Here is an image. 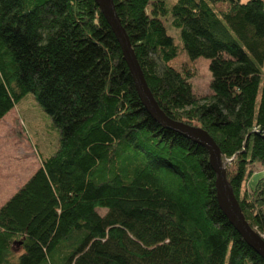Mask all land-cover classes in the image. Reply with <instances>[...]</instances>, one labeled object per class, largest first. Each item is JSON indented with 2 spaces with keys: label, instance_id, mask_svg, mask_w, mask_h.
Listing matches in <instances>:
<instances>
[{
  "label": "trees",
  "instance_id": "1",
  "mask_svg": "<svg viewBox=\"0 0 264 264\" xmlns=\"http://www.w3.org/2000/svg\"><path fill=\"white\" fill-rule=\"evenodd\" d=\"M113 4L159 108L213 139L264 235V0ZM182 52L209 61L208 98L169 65ZM29 93L59 148L0 207V264H264L219 209L206 149L142 106L93 0H0V119Z\"/></svg>",
  "mask_w": 264,
  "mask_h": 264
},
{
  "label": "rangeland",
  "instance_id": "2",
  "mask_svg": "<svg viewBox=\"0 0 264 264\" xmlns=\"http://www.w3.org/2000/svg\"><path fill=\"white\" fill-rule=\"evenodd\" d=\"M167 26L169 33L180 44L179 30L170 28L168 21ZM208 64L209 61L204 58L191 61L183 52L169 62L183 74L199 98L211 95ZM58 148L59 131L51 117L42 110L32 94L25 95L0 119V202L29 179L40 165L41 158L53 156ZM262 176L263 171L259 170L243 184V188L253 189Z\"/></svg>",
  "mask_w": 264,
  "mask_h": 264
},
{
  "label": "water",
  "instance_id": "3",
  "mask_svg": "<svg viewBox=\"0 0 264 264\" xmlns=\"http://www.w3.org/2000/svg\"><path fill=\"white\" fill-rule=\"evenodd\" d=\"M113 32L131 73L138 98L146 112L164 129L170 130L206 149L209 164L215 173L216 201L219 209L244 242L264 260V236L255 232L245 220L233 190L227 181L220 151L213 139L203 130L168 118L149 91L137 63L129 39L116 14L113 0H93Z\"/></svg>",
  "mask_w": 264,
  "mask_h": 264
},
{
  "label": "crops",
  "instance_id": "4",
  "mask_svg": "<svg viewBox=\"0 0 264 264\" xmlns=\"http://www.w3.org/2000/svg\"><path fill=\"white\" fill-rule=\"evenodd\" d=\"M39 166H40V165H39ZM39 166L37 167V169L39 168ZM37 169H36V170H37ZM36 170H35V171H36ZM19 188H20V187H19ZM19 188H18V189H19ZM18 189H15V190L17 191ZM15 190H13V193L10 194V197L16 192ZM14 191H15V192H14ZM3 192H4V190H3ZM3 192H2V193H3ZM6 192H7V191H6ZM7 194H8V193H7ZM7 197H9V196H6V197L0 202V207H1V206H2V205H3V204H4V203L10 198V197H9V198L7 199Z\"/></svg>",
  "mask_w": 264,
  "mask_h": 264
},
{
  "label": "built area",
  "instance_id": "5",
  "mask_svg": "<svg viewBox=\"0 0 264 264\" xmlns=\"http://www.w3.org/2000/svg\"><path fill=\"white\" fill-rule=\"evenodd\" d=\"M264 236V235H263Z\"/></svg>",
  "mask_w": 264,
  "mask_h": 264
}]
</instances>
